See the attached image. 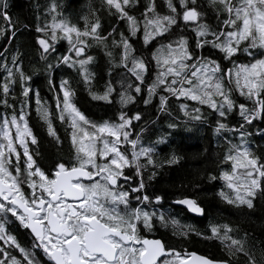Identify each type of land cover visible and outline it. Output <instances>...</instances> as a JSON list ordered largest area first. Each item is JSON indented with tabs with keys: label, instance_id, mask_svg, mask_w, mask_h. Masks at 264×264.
Segmentation results:
<instances>
[{
	"label": "snow or ice",
	"instance_id": "6c2138e0",
	"mask_svg": "<svg viewBox=\"0 0 264 264\" xmlns=\"http://www.w3.org/2000/svg\"><path fill=\"white\" fill-rule=\"evenodd\" d=\"M139 3L101 0L99 9L80 18L82 27L59 11L57 0H50L43 23L37 15L41 60L47 61L60 41L68 45L65 54L56 57V65L46 64L54 112L39 90L31 87L32 77L24 71L19 54L12 57L11 67L7 61L0 64L5 73L0 80V108L4 109L0 112V264H42L36 250L48 264H240L241 257L244 264H264V245L257 249L250 244L247 232L241 236L238 229L222 223L210 224V235H204L155 209L163 197L147 193L144 174L148 172L151 181L157 168L177 164L180 157L172 154L157 163L156 145L166 143V138L161 136L148 146L140 134L131 138L133 121L141 120V114L129 116L123 110L145 91V106L158 97V110L167 112L169 99L175 98L182 101L179 109L190 121L204 123L203 109H208L216 116L214 132L232 134L223 138L227 147L218 162L219 175L209 174L208 179L223 181L224 188L217 194L226 204L254 210L257 199H264V151L257 154L252 148L247 128L264 120V0H163L166 13L158 11L156 0H147L138 17L133 13ZM8 9V0H0V21L5 25L0 26V36L14 37L16 24ZM100 11L123 21L127 35L115 26L103 34ZM209 12L217 21L214 27L206 22ZM176 29L180 34L174 36ZM185 31L194 34V45ZM133 38L140 39L144 48L155 42L150 58L137 54ZM93 47L103 51L110 65L103 91L92 86L95 73L90 66L95 57L89 50ZM241 55L248 62H240ZM153 64L155 74L147 83ZM60 65L78 74L92 100L112 104L118 97L116 119L97 122L86 116L74 101L76 91L69 79H61L57 89L51 73ZM117 69L120 78L114 82ZM33 97L47 135L62 143L53 123L59 120L66 126L72 148L71 160L57 162L50 171L37 159L40 142L29 124ZM187 101L195 106L190 108ZM233 115L240 119L230 127L227 121ZM176 127L168 124L170 129ZM233 136L238 142H233ZM173 202L204 215L195 199ZM10 217L29 230L31 247L22 246L8 230ZM157 223L171 226L172 234L183 239L195 232L219 241L225 258L167 244L154 235Z\"/></svg>",
	"mask_w": 264,
	"mask_h": 264
},
{
	"label": "trees",
	"instance_id": "16d2710c",
	"mask_svg": "<svg viewBox=\"0 0 264 264\" xmlns=\"http://www.w3.org/2000/svg\"><path fill=\"white\" fill-rule=\"evenodd\" d=\"M158 11L166 13V8L163 6V0H156ZM202 3L205 0H201ZM50 0H8L9 13L12 15L13 22L16 24V32L13 37L11 33L0 36V64L5 61L11 67V60L14 55L19 54L24 71L32 77L30 81L33 89H38L40 97L43 101L55 110L54 93L50 90L48 84V73L46 64L51 63L56 65V57L65 54L67 50V42L60 41L56 45V52L47 56V61L40 59L39 46L36 43L37 37L40 35L35 31L37 24V15L41 16L40 23H43V12L48 7ZM60 5L59 11L66 18H73L74 23H78L81 27L83 21L80 19L84 15H88L91 9H98L94 0H57ZM147 0H140L138 9L133 14L140 16L144 10ZM100 19L103 34H107L115 26L119 31H124L127 35L126 26L123 21L117 22L114 17L105 16L100 11ZM50 19V18H49ZM206 22L211 26H215L217 21L214 14L209 12L206 17ZM27 25V27H25ZM0 26H5L3 21H0ZM118 32L116 38L118 39ZM180 34V29L174 31V36ZM185 35L189 37L190 44L194 45L192 39L193 33L185 31ZM137 49L138 55H143L145 58H150V54L155 42L148 48H144L142 41L138 38H133L131 41ZM90 54L95 57L94 63L91 65V70L95 73L93 81V89L95 91H103L106 82L108 81L109 63L108 58L103 51L98 47H93L89 50ZM209 50H204V55H208ZM218 58V57H215ZM240 62H248L243 55L239 57ZM120 70H114L113 80H119L117 73ZM155 74L154 64L150 67L147 83L151 82V78ZM5 73L0 69V80L3 79ZM53 84L59 86L61 79H69L72 82V87L76 91L74 101L77 107L90 119L100 122L105 119L115 120L120 110V105L116 103L118 97H114L112 104H107L91 99L88 91L82 83L78 74L65 65L54 67L51 73ZM119 90V84H116ZM19 93V87L16 89ZM146 91L139 97L135 104L128 105L123 109L129 116L136 112L141 114V120L133 121L132 137L136 138L137 134L141 135L142 142L145 146L153 144L161 136L166 138V143L156 145L157 147V163H160L172 154L180 157L179 163L171 166L165 165L162 168L156 169V176L153 180L148 181V172L144 174L145 183L148 185L147 193L150 196L160 195L163 197L162 204L156 205L155 209L158 212H163L166 216L177 219L181 225H190L195 232L210 235V224L228 223L239 230V235L245 232L249 234V243H254L257 249L264 245V199H257L254 210L249 211L246 208H236L226 204L218 196V192L224 188L223 181L217 179L210 181L209 174L219 175L220 168L218 166L219 159L222 157L227 145L224 137L232 136L231 133H221L217 135L214 132L216 127V116L208 109L204 113L206 121L204 123L188 120L179 109V103L175 98H170L168 101V111L160 112L159 98H153L152 102L145 106L143 99L146 97ZM242 99V98H241ZM189 107H194V102L187 101ZM19 108V104H17ZM35 99L31 101L29 124L33 129L34 134L39 139V151L41 155L37 158L38 163L45 170L50 171L54 168L57 162L68 163L72 158V148L66 132V126L61 124L59 120L54 119L53 123L61 137V144H57L51 137L47 135L46 126L38 118L36 114ZM4 109L0 108V112ZM233 121H227L229 126L237 125L239 116L233 115ZM232 117V118H233ZM175 123V129L168 128V124ZM252 133L249 138L252 148L257 154L264 151V135H257L258 131H264V120L254 121L252 126L247 128ZM233 142H238L237 137L233 136ZM226 167V166H225ZM137 182V181H136ZM134 182V184L136 183ZM226 190V189H225ZM192 198L204 209V215L201 218H196L189 215L184 209L174 206L172 203L178 198ZM135 206V201H133ZM157 227V225H156ZM162 229L156 228L158 238L163 239L167 244L178 249L186 248L188 251H195L198 254L209 256L214 259L225 258V253L219 241L215 239H204L193 232L187 239L174 236L171 226ZM240 264H244V258H240Z\"/></svg>",
	"mask_w": 264,
	"mask_h": 264
},
{
	"label": "flooded vegetation",
	"instance_id": "af4514ba",
	"mask_svg": "<svg viewBox=\"0 0 264 264\" xmlns=\"http://www.w3.org/2000/svg\"><path fill=\"white\" fill-rule=\"evenodd\" d=\"M126 171H127L128 175H133V171H131V170H126ZM134 182H136L135 179L133 180V183ZM25 190H27V189H25ZM156 225H157L156 228H158V225H159V228L162 229L159 223H157ZM7 227H8V230L13 235L16 236L17 240L21 243L22 246L31 247V244L33 242V238L30 235L29 230L21 227L19 225V222L15 221V219L11 218V217L9 218V224L7 225ZM154 235L156 238H158L157 233H156V229H155ZM36 254H37V257L41 260L42 264H48L46 258L44 257L43 253L40 252V250H36Z\"/></svg>",
	"mask_w": 264,
	"mask_h": 264
},
{
	"label": "water",
	"instance_id": "95a60500",
	"mask_svg": "<svg viewBox=\"0 0 264 264\" xmlns=\"http://www.w3.org/2000/svg\"><path fill=\"white\" fill-rule=\"evenodd\" d=\"M172 204H173L174 206H176V207H179V208L184 209L189 215H191V216H193V217H196V218H201V217H203V215L201 216V215H197V214H195V213L189 212L188 209H187L185 206H183V205H178V204H175L174 202H173Z\"/></svg>",
	"mask_w": 264,
	"mask_h": 264
},
{
	"label": "rangeland",
	"instance_id": "374dc122",
	"mask_svg": "<svg viewBox=\"0 0 264 264\" xmlns=\"http://www.w3.org/2000/svg\"><path fill=\"white\" fill-rule=\"evenodd\" d=\"M95 2H96V6L98 7V9L100 8V4H101V0H94ZM104 14H105V16L107 15V16H109L106 12H104V11H102ZM73 23H74V19L72 18H69ZM91 67V66H90ZM93 71V70H92ZM206 112V110H204V113ZM233 116H230L229 117V120L228 121H233L234 120V117L232 118ZM237 140H238V138H237Z\"/></svg>",
	"mask_w": 264,
	"mask_h": 264
}]
</instances>
